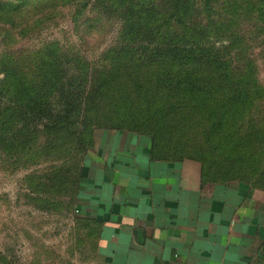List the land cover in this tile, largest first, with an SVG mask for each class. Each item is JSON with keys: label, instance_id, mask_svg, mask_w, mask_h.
<instances>
[{"label": "rangeland", "instance_id": "rangeland-1", "mask_svg": "<svg viewBox=\"0 0 264 264\" xmlns=\"http://www.w3.org/2000/svg\"><path fill=\"white\" fill-rule=\"evenodd\" d=\"M154 4L161 14L151 27L162 32L158 26L165 25L167 0ZM96 5V0H0V70L8 58L14 59L25 73L21 80L42 77L41 84L32 86L39 94H52L45 80L58 71L60 58L113 65L103 95L88 111L84 138L93 149L80 156L85 142L67 132L58 140L51 136L50 147L48 136L37 132L31 149L13 155L0 139V264H97L94 226L74 207V181L90 152L116 131L109 128L163 131L161 141L170 152H203L218 161L221 156L231 165L240 164V175L264 184V0H214L213 10L195 6L191 13L197 22L204 19L208 30L227 26V32L213 33L212 40L240 38L243 68L238 70L232 67L233 49L222 52L226 58L218 69L213 56L197 65L187 64L181 55H162L163 62L151 64V52H134L151 48L140 41L148 35L123 39L128 23ZM157 39L160 47L167 40L162 33ZM116 46L122 49L116 52ZM3 77L0 71V83ZM195 77L204 81L191 83ZM97 122L102 126L92 132ZM15 123L9 119V128H17ZM1 124L0 118V134L5 135ZM75 148H82L80 154Z\"/></svg>", "mask_w": 264, "mask_h": 264}, {"label": "crops", "instance_id": "crops-1", "mask_svg": "<svg viewBox=\"0 0 264 264\" xmlns=\"http://www.w3.org/2000/svg\"><path fill=\"white\" fill-rule=\"evenodd\" d=\"M81 170L78 207L100 222L97 264H264V191L214 182L200 162L153 156L109 132Z\"/></svg>", "mask_w": 264, "mask_h": 264}, {"label": "trees", "instance_id": "trees-1", "mask_svg": "<svg viewBox=\"0 0 264 264\" xmlns=\"http://www.w3.org/2000/svg\"><path fill=\"white\" fill-rule=\"evenodd\" d=\"M156 0H148V4L141 5L138 0H96V8L98 10L107 13L106 15L115 16L118 13L123 20H125L126 30L123 32V39L127 34H130V39L140 37L141 35H148L146 38L140 40L142 42L150 43V46H146L145 50L140 48H134V52L145 51L146 55L151 52L152 58L147 60L151 61V64H156L157 61L163 62L164 56L168 58L178 57L187 61V64H202L206 63L208 57L213 56L218 59V62L214 68H220L226 56H222L223 51H229V49L236 50L237 54L232 55L235 64L232 65L236 70L237 68H243L240 60L238 49L240 50L241 40L226 38L224 41L212 40L216 36L213 33L218 34L225 29L226 25L217 24L215 29L208 30V24L203 22H197L193 20V13L197 7V10L204 8L205 11L213 10L214 0H167V9L164 13V26L160 23V29L162 32L156 29L158 16L161 12L155 9ZM262 14L259 13V16ZM191 17V18H190ZM151 24L154 26L151 27ZM154 27V28H153ZM180 27V28H179ZM187 28L186 29H184ZM264 31V29H262ZM211 32L210 37L207 35ZM159 33L167 40H162L164 45L160 47V43L156 40ZM210 38V39H209ZM161 49V52H154L155 49ZM122 47H115V51L118 52ZM158 56L156 57V55ZM58 61V71L56 73H48L46 78V85L53 90L52 94L48 92L45 94H39L35 87L42 83V77L38 80L36 74L28 76V79H20L22 74L18 63L14 59L8 58L4 64H2L1 73L4 77L1 79L0 86L1 92L5 91L7 102L4 104V100H0V118L3 120L2 130L4 134H0V139L4 137L3 141L7 142L10 152L15 155L19 151H24L26 148H30L33 145L32 138L37 135V132L44 133L48 137L46 143L52 147L51 136L55 139H60L61 132H67L70 135L81 138L86 145L85 151L82 148L76 149V153L82 154L93 149L88 146L84 135H86L87 121L89 118V109L93 100L101 97L104 93V89L110 80L112 63H108L107 60L100 62L95 61L87 63L86 59L80 58H60ZM226 65V63H225ZM236 65V66H235ZM51 74V77L49 75ZM191 83L202 82L203 78L195 77L190 79ZM194 86V84H191ZM33 86V87H32ZM15 119L17 128H9V119ZM75 124V125H74ZM101 123L97 122L92 128H101ZM135 126H120L116 128L117 131H129L135 132L148 137L151 140V151L153 156L164 160H185L191 159L201 163L203 168L204 177L209 181L214 182H230L234 180L242 181L250 186L264 190L263 182L257 180H249L248 178L240 175L242 167L240 164H233L228 162L226 158L218 156L220 161L213 159L211 155L199 152L196 154L187 153L184 155L170 152L166 149V144L161 141L162 132L157 130L144 131L141 128H134ZM211 138H214L212 135ZM56 140V141H57ZM242 143L237 145L241 146ZM46 145V144H45ZM44 145V147H45ZM57 147L62 146L57 142ZM55 147V145H54ZM18 148V149H17ZM75 153V152H74ZM222 159V160H221ZM230 166V168L227 165ZM83 164L77 169L75 175V204L74 207L79 209V191L81 187V170ZM238 166L239 169L235 167ZM228 167V168H227ZM232 168V169H231ZM263 170V168H262ZM81 218H87L92 221L96 237L100 229V222L93 217L81 215Z\"/></svg>", "mask_w": 264, "mask_h": 264}]
</instances>
